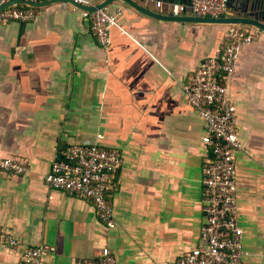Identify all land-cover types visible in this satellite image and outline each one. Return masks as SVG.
<instances>
[{"label": "crops", "instance_id": "1", "mask_svg": "<svg viewBox=\"0 0 264 264\" xmlns=\"http://www.w3.org/2000/svg\"><path fill=\"white\" fill-rule=\"evenodd\" d=\"M105 1L58 0L36 6L34 21L0 20V159L29 166L0 170V229L24 246L48 244L40 264H79L104 246L118 264H161L200 244L202 168L211 154L183 85L238 23L159 17L173 16L171 4L182 3L174 0H133L153 13L114 0L105 7L121 15L104 47L82 5ZM232 5L222 17L235 13ZM239 25L257 34L229 80L243 144L238 216L250 251L241 264H264V29ZM95 141L123 159L111 231L92 202L44 181L67 146ZM20 253L0 247V264H18Z\"/></svg>", "mask_w": 264, "mask_h": 264}, {"label": "built area", "instance_id": "2", "mask_svg": "<svg viewBox=\"0 0 264 264\" xmlns=\"http://www.w3.org/2000/svg\"><path fill=\"white\" fill-rule=\"evenodd\" d=\"M40 1L45 0H0V20L34 21L38 10L31 3ZM229 1L172 3L170 11L173 16L190 13L199 17L219 18L227 13ZM83 15L89 20L90 29L98 42L109 47L111 30L119 21L121 9L110 11L103 7L94 11L83 10ZM256 38V32L244 25L230 28L218 49L187 76L183 85L188 103L204 121L202 141L211 154L202 168L203 223L198 246L177 260H166L161 264H241L250 254L244 245V230L238 216L237 154L243 144L238 134L237 106L230 95L229 80L243 44ZM122 160L117 148L107 147L98 141L72 143L54 160L44 181L50 188L92 202L101 223L107 231H111L117 225L114 196L118 190L117 175ZM28 169V164L18 158L0 159V170L9 174H23ZM5 246L20 248L18 264H40L43 254L51 250L46 243L24 246L13 234L0 229V247ZM79 264L118 262L112 250L104 246L98 257L82 258Z\"/></svg>", "mask_w": 264, "mask_h": 264}, {"label": "water", "instance_id": "3", "mask_svg": "<svg viewBox=\"0 0 264 264\" xmlns=\"http://www.w3.org/2000/svg\"><path fill=\"white\" fill-rule=\"evenodd\" d=\"M55 1H58V0L33 2L31 4L34 6H41L43 4H49ZM70 1H72L76 5L81 6L80 2H76L75 0H70ZM112 1L114 0H107L95 6L82 5V7L90 11H94V10L105 7ZM126 1L130 2L132 5H134L140 10H143L148 13H153V12H150V10H148L147 8L143 7L142 5L138 4L137 2L133 0H126ZM174 1L191 3L192 0H174ZM231 1L233 2V5L231 7L233 8V10H235V13L227 17L215 18V17H199V16H189V15H183V16L182 15L181 16H169V15H162V14H157V15L161 18L168 19V20H175V21H196V22H211V23L216 22V23H226V24L228 23L237 24L238 23V24H248L252 26H257L259 28L264 29V0H231ZM20 2H23V1H20ZM11 3L12 2H9L8 4H11Z\"/></svg>", "mask_w": 264, "mask_h": 264}]
</instances>
